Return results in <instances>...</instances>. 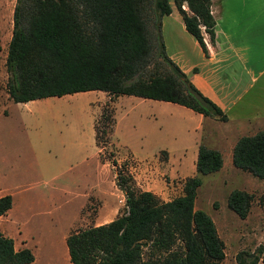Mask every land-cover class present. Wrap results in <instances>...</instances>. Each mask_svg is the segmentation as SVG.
<instances>
[{
    "label": "trees",
    "instance_id": "obj_1",
    "mask_svg": "<svg viewBox=\"0 0 264 264\" xmlns=\"http://www.w3.org/2000/svg\"><path fill=\"white\" fill-rule=\"evenodd\" d=\"M173 1L185 29L205 50L200 25L212 39L211 0ZM182 1L189 12L180 7ZM169 11L168 0H15L4 61L8 97L27 101L100 89L109 101L132 94L175 102L203 117L225 120V113L165 54L160 17ZM148 23L157 58L150 57ZM107 106L93 122L97 147L106 144L114 122ZM109 159L115 166L114 183L124 195L123 209L106 222L67 233L71 264H221L223 241L215 224L205 210L194 207L201 176L222 164L217 149L200 143L195 173L183 179L180 194L166 200L137 188L127 168H118L116 160ZM231 163L264 179V118L258 130L235 140ZM250 200L249 192L234 188L226 205L244 217ZM10 205V194L0 195V214ZM33 258L28 247L14 248L12 238L0 231V264H28ZM258 259V252L236 253L237 264H256Z\"/></svg>",
    "mask_w": 264,
    "mask_h": 264
},
{
    "label": "rangeland",
    "instance_id": "obj_2",
    "mask_svg": "<svg viewBox=\"0 0 264 264\" xmlns=\"http://www.w3.org/2000/svg\"><path fill=\"white\" fill-rule=\"evenodd\" d=\"M14 4L15 0H0V189L13 184L12 178H15L16 173L33 172L40 168L46 172L48 170L61 172L60 182L70 184L72 191L59 194L55 192L56 205L52 206L49 201L50 190L47 182L39 180L37 187L26 193L30 196L29 200H32L30 202L32 208L40 214L30 217V222L24 224L27 235L23 238L14 234V240L16 245H20L18 242H26V245L31 249L34 259L28 264H71L65 244L67 233L94 225L101 220L113 218L123 209L124 195L123 192L115 188L113 181L115 166L111 164L109 158L112 157L116 160L118 168L120 166L127 168L133 176L134 185L137 188L140 187L134 178L137 172H134L133 165L139 160L131 157L127 147L115 145L110 142L109 138L104 146L98 147L97 155V147L93 140L92 118L94 117V120L98 118L100 112L95 115L93 108L86 100L88 94L85 91L39 98V104H36L38 106L35 104L26 105L25 102L9 99L5 87L8 72L4 61L11 33ZM148 27L151 31L153 46L150 57L157 58L155 39L152 35L153 29L149 23ZM104 102L101 104L100 110L105 104H108L107 108L113 113L109 98H106ZM31 109L32 113L27 112ZM3 110H5L4 113ZM24 112L30 113V115L25 116ZM55 114H60L61 117L58 116V118L54 116ZM136 116H139L138 108L128 115V118H133L134 126H127L120 135L127 144L135 146L141 141L144 147L148 146V149H151L153 145L148 140L151 133V137L156 135V131H152L151 126L153 127V124L157 123V119L148 115L143 119L140 118V123H136L139 121V117ZM174 119L173 135L176 138H182V141H188L192 133L184 130L183 124L178 123L181 120L177 116H174ZM125 121L127 122V118L123 119V122ZM73 128L76 129L75 133L70 131ZM139 130H144L140 139ZM157 135L156 138L165 139L170 133L166 135L160 132ZM80 136L83 144L87 142L83 149L80 145H71L72 139L75 138V141L78 142ZM35 143L37 145L39 143L36 148ZM84 150L87 152L88 161L85 163L78 160L76 166L71 167L68 172L77 174L75 176L77 177L75 196L73 177L67 178L65 169L68 163H72V160L65 158L63 153L69 151L71 155H77ZM152 158L149 161L158 168L165 161L160 152ZM222 161L223 167L219 169L220 171L201 176V183L196 188L194 207L205 210L215 224L217 233L223 241L224 256L221 264H237L236 253L238 251L258 252L259 259L256 264H262L261 258L264 255V179L258 178L246 170L232 167L231 159L227 155L223 156ZM90 168L92 172H89ZM84 173H86V178ZM90 173H92L91 176ZM160 176L162 180H169L173 183V192L166 193L164 195L166 199L181 193L182 184L179 183V179H170L164 172ZM40 177L44 179L46 176L42 174ZM96 180L97 187L104 188V191H90L87 187L90 182L95 183ZM234 188L243 189L251 194L248 211L244 217L238 216L226 205L227 194ZM36 196L41 198H35ZM102 202L105 204L103 210L107 214L103 218L100 217ZM4 225L8 227L7 223ZM145 255L146 249L143 247V257Z\"/></svg>",
    "mask_w": 264,
    "mask_h": 264
},
{
    "label": "crops",
    "instance_id": "obj_3",
    "mask_svg": "<svg viewBox=\"0 0 264 264\" xmlns=\"http://www.w3.org/2000/svg\"><path fill=\"white\" fill-rule=\"evenodd\" d=\"M168 3L170 11L160 17V35L164 52L185 73L192 84L225 113L226 119L219 121L209 116L203 117L186 106L162 99L132 94H119L113 97L110 101L114 117L109 135L110 142L127 147L131 157L139 160L134 163L133 167L134 172H137L134 178L140 189L149 190L164 200H166L164 197L166 193L173 192V183L169 180H162L160 175L163 172L170 179H179V183L182 184L186 176L195 173V159L200 143L217 149L221 153L222 159L224 155L231 159V150L235 140L241 135L252 134L258 130L262 126L264 118V0H211L209 9L214 20L212 39L200 25L205 50L185 29L181 14L174 1L168 0ZM180 7L189 12L185 1L180 3ZM85 92L88 94L86 100L96 115L101 104L105 103L104 101L109 98V95L100 89H90ZM38 99L21 102H25L26 105H36L39 104ZM135 108H138L139 111V116H136L139 117V121L136 123H140V118L143 119L148 115L157 119V123L153 124V127L151 126V130L156 131V135L151 137V133L148 140L153 145L151 149H148V146L144 147L141 141L135 146L127 144L120 135L127 126H134L133 118H128V115ZM4 112L5 110H3ZM27 112L32 113L33 110H27ZM23 114L30 115L26 112ZM54 116L61 117L60 114ZM174 116L181 120L178 123L183 124L186 132L192 133L188 141H182V138H176L173 135ZM124 118H127V122H123ZM93 122L94 117L92 118V128ZM70 131L75 133L76 129L73 128ZM159 131L166 135L170 133V135L165 139L156 138ZM142 132L144 130H139V139L143 136ZM72 140V142L70 141L71 145H80L81 149L85 148L87 144V142L83 144L81 136L78 142L75 141V138ZM38 146L39 143L38 145L35 143V148ZM159 152L165 161L158 168L149 160ZM63 154L65 158L72 160V163H68L65 169L67 178L73 177V191L76 196L77 177L75 176L77 174L68 172L71 167L76 166L78 160L85 163L88 161L87 152L84 150L77 155H71L67 151ZM102 164L107 165L104 162ZM231 165L238 169L232 163ZM222 167L223 161L219 169ZM219 169L213 172H218ZM89 172H92L91 168ZM42 174L46 176L44 179L40 177ZM59 175L61 172L50 170L46 172L42 168L33 170V172L16 173L15 178H12L13 184L0 189V195L7 193L11 196L10 207L0 214V231L12 238L14 248L28 247L23 241L18 242L20 245H16L14 234L24 238L27 235L24 224L30 222V217L40 214L32 208L30 203L32 200H29L30 196L26 193L28 190L37 187L39 180L46 181L50 190L49 201L52 206L56 205L55 192L59 194L72 191L70 184L60 182ZM84 175L86 178V173ZM91 175L92 173H90ZM97 186L96 180L95 183L90 182L87 187L90 191H104V188ZM115 188L120 190L117 186ZM35 198L40 199L41 197L36 196ZM104 205L102 202L101 218L107 215L103 210ZM110 219L112 218L101 220L95 224ZM4 223H7L8 227H5Z\"/></svg>",
    "mask_w": 264,
    "mask_h": 264
}]
</instances>
